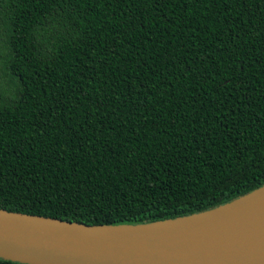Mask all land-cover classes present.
Masks as SVG:
<instances>
[{"label":"trees","instance_id":"trees-1","mask_svg":"<svg viewBox=\"0 0 264 264\" xmlns=\"http://www.w3.org/2000/svg\"><path fill=\"white\" fill-rule=\"evenodd\" d=\"M262 185L264 0H0L1 209L135 224Z\"/></svg>","mask_w":264,"mask_h":264},{"label":"water","instance_id":"water-1","mask_svg":"<svg viewBox=\"0 0 264 264\" xmlns=\"http://www.w3.org/2000/svg\"><path fill=\"white\" fill-rule=\"evenodd\" d=\"M123 225H89L0 208V257L30 264H264V213L228 207ZM264 206V205H263Z\"/></svg>","mask_w":264,"mask_h":264},{"label":"bare ground","instance_id":"bare-ground-1","mask_svg":"<svg viewBox=\"0 0 264 264\" xmlns=\"http://www.w3.org/2000/svg\"><path fill=\"white\" fill-rule=\"evenodd\" d=\"M264 189L254 193L253 195L237 202L236 204L231 205L226 208L227 212L230 213L234 218L237 217V212L240 210L249 215V211L252 208L254 210L255 216L262 219L258 213L257 208H259L264 213Z\"/></svg>","mask_w":264,"mask_h":264}]
</instances>
